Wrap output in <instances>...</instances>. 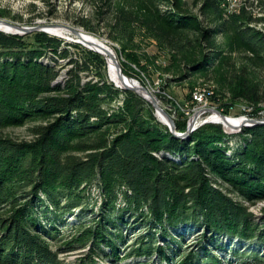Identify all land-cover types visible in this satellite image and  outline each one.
I'll return each mask as SVG.
<instances>
[{
  "label": "trees",
  "instance_id": "16d2710c",
  "mask_svg": "<svg viewBox=\"0 0 264 264\" xmlns=\"http://www.w3.org/2000/svg\"><path fill=\"white\" fill-rule=\"evenodd\" d=\"M99 1L130 77L148 74L139 37L167 52L175 63L165 71L183 78L228 66L217 38L230 34L249 61L264 68V31L250 26L255 19L245 6L230 12L227 0H202L204 21L185 0ZM63 68L67 77L60 82ZM244 72L230 74L224 86L233 99L254 104L257 117L262 96ZM174 107L177 130L185 131L184 114ZM23 126L30 139L6 132ZM238 136L240 148L232 154L233 134L220 124L178 138L150 103L109 79L103 55L43 31H0V264H67L62 253L86 247L81 264H102L97 257L106 250L109 264L117 263L125 256L118 242L129 220L145 226L147 238L127 257L230 264L232 256L236 264H252L248 257L264 264L263 251L249 250L264 248V219L258 222L249 209L264 200V125ZM93 185L101 191L97 208L89 205ZM72 217L78 221L62 235L60 227ZM191 228L200 232L193 247L185 245ZM158 238L177 245L175 257ZM227 240L244 249L227 248Z\"/></svg>",
  "mask_w": 264,
  "mask_h": 264
},
{
  "label": "rangeland",
  "instance_id": "374dc122",
  "mask_svg": "<svg viewBox=\"0 0 264 264\" xmlns=\"http://www.w3.org/2000/svg\"><path fill=\"white\" fill-rule=\"evenodd\" d=\"M229 2L228 8L230 12H234L242 6H245L249 14L255 21H250V26H254L259 30L264 31V0H227ZM187 8L198 15L200 19L206 21L205 15L201 11L202 0H185ZM101 2L99 0H0V19L8 22L24 25L35 26L41 25H58L69 28H77L81 33L90 34L97 39L105 42L113 47L119 62H124L121 53L120 45L108 37L107 28L102 21L100 11ZM103 7V6H102ZM90 29H87L86 26ZM208 25V22H205ZM60 28V27H59ZM68 43L77 42L78 37L72 32L64 29ZM68 31V32H67ZM218 42L224 49L227 58H230V64L226 63L218 67L216 71H206L205 73L188 72L186 77H180V74H175L173 71H165V68H173L174 61L167 53L160 50L152 41L147 39L137 38L139 43L138 52L143 56L142 63L148 66V74L141 72L140 77H132L140 81V84L145 86L149 92L156 97L159 104L169 112L175 119L180 117L178 110L174 107H179L184 114L183 120L189 119L193 112L199 109L202 104L193 100V93L197 90H206L211 92L208 96V105L205 107L217 108L220 111H227L229 116L239 117L242 115L253 116L256 106L244 99H233L228 87L224 86L231 77L230 74L241 72L245 70L246 77L251 82L257 85L258 91L262 96V102L259 104L263 110L259 111V116L264 117V68L261 66H254L246 57L247 52H244L238 47L237 40L233 34L228 36H218ZM81 44V43H80ZM83 45V44H82ZM85 46V45H83ZM86 47V46H85ZM65 64V62H63ZM137 69V68H136ZM230 71V73H229ZM227 76V80H225ZM67 77V68H63L60 75V82L65 81ZM180 77V78H179ZM139 78V79H138ZM110 79V78H109ZM111 80V79H110ZM113 82V81H112ZM114 83V82H113ZM200 88V89H199ZM202 88V89H201ZM215 94H214V93ZM224 104H227V108ZM195 109V110H194ZM209 113L204 114L202 118L208 116ZM6 132L18 140L30 139V132L27 126L7 129ZM242 132V131H241ZM241 132H233V138L230 139L229 154H232L240 148L238 136ZM101 191L97 185L91 187V195L89 197L90 207L97 208L101 200ZM98 202L94 206V203ZM248 204V203H245ZM249 209L253 212L256 220L261 222L264 219V200L250 205ZM42 221L46 223V218L43 216ZM127 220V219H126ZM78 221L77 217L68 218L65 225L61 226V234L68 235L71 232V225ZM128 221V220H127ZM146 227L143 225H136L132 220L122 226L123 239L118 242L119 252L124 258L114 264H168L164 259L160 258L158 254H154L152 259L140 258L135 254L127 257L129 253L134 252L135 247L143 237L147 238L145 234ZM192 229L190 238L185 241V245L193 247L196 245L198 234L195 229ZM158 244L163 245L168 250L172 257H175L174 249L177 247L175 243L171 245L165 244L161 238H158ZM227 248L242 244L236 241L225 243ZM243 248V246H239ZM256 248L264 252V248L260 246H251L249 250ZM89 251V247L81 250L69 251L62 253L61 256L65 258L67 264H81V256ZM101 252L102 256H98L102 264H109L112 258L105 255L109 252ZM216 252L224 258L225 254L222 250L216 249ZM230 264H236L235 258L230 256ZM246 261L257 264L253 259L247 258Z\"/></svg>",
  "mask_w": 264,
  "mask_h": 264
},
{
  "label": "water",
  "instance_id": "95a60500",
  "mask_svg": "<svg viewBox=\"0 0 264 264\" xmlns=\"http://www.w3.org/2000/svg\"><path fill=\"white\" fill-rule=\"evenodd\" d=\"M1 25H6V26L10 27L11 29H13V31H6V30L1 29V27H0V31H3L5 33L18 34V35H25V34L35 32V31H43V32L49 33L51 35H55V36H58L61 38L69 39L67 36L56 34V33L52 32V30H51V28L60 27V28H63V29H66V30L72 32L73 34H75L76 36H78L80 38H82V36H83L82 33L80 32V30L77 28H69V27L58 26V25H41V24H38L35 26H24V25L12 23V22H8V21L0 19V26ZM77 42L85 45L90 50H93V51L104 56L103 51L99 48V47H101V48L105 47L103 44H99L97 47H94L92 44H88V43L82 41L81 39H78ZM116 68H117V70H118V72L122 78L123 85L119 86L115 83L114 84L122 90L134 91L140 97H142L144 100H146L148 103H150L151 106L154 108L155 114L158 117V119L160 120V122H162L164 125L168 126L170 131L178 138H182V139L189 138V136L192 132H194L199 127H201L202 125L207 124V123H215V124L222 125L221 123L210 119V117L214 113L220 115L224 120L229 121V115L224 114L223 111H220L217 108L203 107V108H199V109L195 110L193 112V114L189 117V119L187 120V127H186L185 131H178L177 127H176L175 118L169 112H167L158 103V101H156V99L150 100L144 94L141 93V90L146 91V92L149 90L145 86H143L142 84H141V87H139L137 83H140V81H138L137 79H134V78L128 76L127 74H125L123 71L121 62L116 61ZM59 80H60V78H59ZM207 113H209L208 116L202 119V116L204 114H207ZM242 116L244 118V122L242 123V125L236 127L238 129L237 132H241L246 127L264 125V117L252 118L251 116H246V115H242ZM239 117H241V116H239ZM223 128H224V126H223ZM224 130L226 131L225 128H224ZM227 133L229 134V132H227Z\"/></svg>",
  "mask_w": 264,
  "mask_h": 264
},
{
  "label": "bare ground",
  "instance_id": "6f19581e",
  "mask_svg": "<svg viewBox=\"0 0 264 264\" xmlns=\"http://www.w3.org/2000/svg\"><path fill=\"white\" fill-rule=\"evenodd\" d=\"M0 27H1V29L6 30V31H13V29H11L10 27H8L6 25H1ZM51 30H52V32H54L56 34L65 35V31L63 28L54 27V28H51ZM82 35H83L82 38L77 36L78 39H81L82 41H84L88 44H92L94 47H97L99 44H103L105 46L103 48H101V47H99V48L103 51L104 56L107 60L109 78L115 84L122 86L123 81H122V78H121L117 68H116V61L119 62V60H118V57H117V54H116L114 48L109 46L108 44H105V42H102L101 40L97 39L96 37H94L90 34L82 33ZM137 84L139 87H141L140 83H137ZM197 91L206 92V90H197ZM141 93L144 94L150 100L156 99V97L154 95H152L149 91L146 92V91L141 90ZM193 100L202 104V106L200 108H203L206 105H208V101H209L208 97L194 98ZM156 101H158V100L156 99ZM158 103H159V101H158ZM210 119L221 123L224 126V128L226 129V131L229 133L237 132L238 129L236 127L242 125V123L244 122L243 116H241V117L229 116V121H226L220 115H218L216 113H214L210 117Z\"/></svg>",
  "mask_w": 264,
  "mask_h": 264
},
{
  "label": "built area",
  "instance_id": "2783aa9c",
  "mask_svg": "<svg viewBox=\"0 0 264 264\" xmlns=\"http://www.w3.org/2000/svg\"><path fill=\"white\" fill-rule=\"evenodd\" d=\"M211 92H200V91H195L193 93V98H205L210 96Z\"/></svg>",
  "mask_w": 264,
  "mask_h": 264
}]
</instances>
